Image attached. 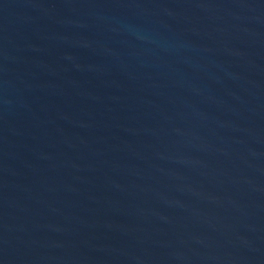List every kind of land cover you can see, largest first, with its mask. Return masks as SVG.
<instances>
[{
	"label": "water",
	"instance_id": "obj_1",
	"mask_svg": "<svg viewBox=\"0 0 264 264\" xmlns=\"http://www.w3.org/2000/svg\"><path fill=\"white\" fill-rule=\"evenodd\" d=\"M0 264H264V0H0Z\"/></svg>",
	"mask_w": 264,
	"mask_h": 264
}]
</instances>
